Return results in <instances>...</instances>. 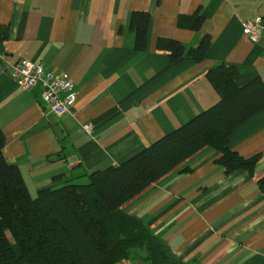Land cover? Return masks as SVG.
Masks as SVG:
<instances>
[{"label":"crops","instance_id":"0c3cea01","mask_svg":"<svg viewBox=\"0 0 264 264\" xmlns=\"http://www.w3.org/2000/svg\"><path fill=\"white\" fill-rule=\"evenodd\" d=\"M134 12L151 15L144 51L130 28ZM197 12L198 29L178 26ZM259 17L264 0H0L6 161L34 197L122 164L220 100L207 78L217 64L235 65L241 86L264 81V39L252 42L242 25ZM205 37L211 47L201 62H172L157 47L167 38L196 48ZM22 60L72 78V114H54L40 87L19 86L10 66ZM229 146L243 158L258 155L252 175L226 173L223 154L206 146L123 206L185 264H264V110L231 133ZM116 264H148L146 252Z\"/></svg>","mask_w":264,"mask_h":264},{"label":"trees","instance_id":"16d2710c","mask_svg":"<svg viewBox=\"0 0 264 264\" xmlns=\"http://www.w3.org/2000/svg\"><path fill=\"white\" fill-rule=\"evenodd\" d=\"M199 12L179 17L178 26L198 29ZM151 15L134 12L130 28L136 49L146 50ZM157 47L172 62L189 56L201 62L211 47L205 37L196 48L160 38ZM235 65L219 63L207 78L220 100L178 129L150 144L118 166L94 170L89 182L47 187L31 195L20 168L4 157L6 136L0 127V264H116L134 250L146 252L148 264H185L141 218L123 206L206 146L223 155L226 173L251 175L258 155L243 158L231 150V133L264 110V81L239 85ZM264 192V176L258 181Z\"/></svg>","mask_w":264,"mask_h":264},{"label":"built area","instance_id":"2783aa9c","mask_svg":"<svg viewBox=\"0 0 264 264\" xmlns=\"http://www.w3.org/2000/svg\"><path fill=\"white\" fill-rule=\"evenodd\" d=\"M243 32L256 43L264 39V18L242 22ZM12 77L24 90L41 88L42 101L57 116L72 114L78 99V91L68 74H57L43 65L22 60L10 66ZM89 130L91 129L87 126Z\"/></svg>","mask_w":264,"mask_h":264},{"label":"rangeland","instance_id":"374dc122","mask_svg":"<svg viewBox=\"0 0 264 264\" xmlns=\"http://www.w3.org/2000/svg\"><path fill=\"white\" fill-rule=\"evenodd\" d=\"M80 181V180H79ZM75 183H77V184H83L84 182H82V181H80V182H75ZM66 185V184H65ZM59 187H62V186H59ZM137 253H135V255H136Z\"/></svg>","mask_w":264,"mask_h":264}]
</instances>
